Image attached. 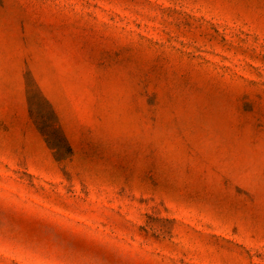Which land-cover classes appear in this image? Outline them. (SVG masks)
<instances>
[{"label": "rangeland", "instance_id": "rangeland-1", "mask_svg": "<svg viewBox=\"0 0 264 264\" xmlns=\"http://www.w3.org/2000/svg\"><path fill=\"white\" fill-rule=\"evenodd\" d=\"M0 264H264V0H0Z\"/></svg>", "mask_w": 264, "mask_h": 264}]
</instances>
